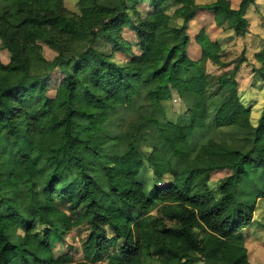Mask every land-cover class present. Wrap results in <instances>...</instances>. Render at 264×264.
Segmentation results:
<instances>
[{
  "label": "trees",
  "instance_id": "1",
  "mask_svg": "<svg viewBox=\"0 0 264 264\" xmlns=\"http://www.w3.org/2000/svg\"><path fill=\"white\" fill-rule=\"evenodd\" d=\"M0 1V39L11 52L9 63L0 59V264H253L242 230L253 221L256 203L242 202L237 189L255 168L264 169V110L254 127L236 79L244 59L218 76L202 71L203 59L225 64L221 43L204 30L197 35L201 59L188 56L190 38L178 20L196 13L197 0H150L153 9L145 17L137 7L141 0H79L78 12L66 0ZM169 1L179 5L173 14L164 9ZM253 3L240 0L234 7L216 0L207 7L218 25L245 35ZM125 28L133 30L142 53L119 64L94 43L106 35L129 50ZM161 28L169 41L158 37ZM40 41L57 51L54 58L43 55ZM256 57L264 80V47ZM57 71L62 78L51 97L48 80ZM215 82L228 90L214 115L216 125L253 129L254 150L210 138L192 151L190 139L207 125L206 90ZM137 83L148 88L155 107L174 91L198 100L184 123L136 118L125 134L126 151L104 159L100 151L111 138L105 123L112 109L135 100ZM152 123L183 164L178 169L153 150L147 160L156 181L172 176L169 184L155 185L154 197L138 178L146 159L137 145L143 127ZM224 169L232 173L211 187L212 174ZM258 196L264 197V188ZM57 198L75 215L61 209ZM156 198L163 203L153 213ZM38 223L43 232L36 230ZM85 223L90 234L84 260L57 255L51 233L64 235ZM21 225L22 236L16 234Z\"/></svg>",
  "mask_w": 264,
  "mask_h": 264
},
{
  "label": "rangeland",
  "instance_id": "2",
  "mask_svg": "<svg viewBox=\"0 0 264 264\" xmlns=\"http://www.w3.org/2000/svg\"><path fill=\"white\" fill-rule=\"evenodd\" d=\"M132 1V0H129ZM216 0H197L199 8L196 13L186 22L179 19L180 24L184 23L186 33L190 40L187 45V54L193 60H200L202 57V47L197 42V35L204 30L205 34L213 41L221 43L220 51L221 59L224 65H218L211 59L201 60L202 71L218 76L224 71L231 70L236 65L237 60L244 59L240 65V69L236 74L238 82V91L241 100L245 106L251 110V120L253 126L256 127L259 117L264 110V80L258 69L261 63L257 60L256 54L264 47V0H255L247 11L246 17L249 22V31L245 35H238L233 30L227 29L226 25L220 26L216 22L215 12L207 7V4ZM234 7H238L240 0H230ZM79 0H66V6L75 12L79 11ZM141 16L145 17L152 11L153 5L150 0H141L137 5ZM179 7L178 4L169 1L165 4V11L173 14ZM3 3L0 1V12ZM125 42L129 43L130 49L116 47L115 40L112 37L103 35L97 38L94 47L101 52L107 53L119 64H126L133 55L142 53V48L138 38L130 28L123 31ZM158 37L162 40H170L169 34L164 29L158 30ZM124 42V43H125ZM42 46L43 55L52 59L57 51L50 47L44 41L39 42ZM173 42H170L172 45ZM0 59L4 63L11 61V52L0 39ZM33 72L40 74V70L34 69ZM180 75L188 76L190 73L185 70L179 71ZM62 78V73L55 72L49 82L48 95L54 96L57 85ZM135 100L128 105H120L110 112V118L105 123V130L111 137L109 142L105 144L100 153L104 159L110 160L114 156L122 154L127 149L125 134L128 125L138 117L145 116L154 117L161 123L172 121L176 123H184L188 121V109L198 100L192 95L180 96L174 91L173 97L169 100L162 101L158 107H155L151 98L147 94V89L142 83H137ZM207 101L210 110V116L207 125L204 128L195 131L190 139V146L193 152L210 138L228 143L237 148L244 150H254L253 129H243L237 126L219 127L216 125L214 115L222 102L228 96L227 88H224L215 82L206 90ZM139 150L146 159V165L139 175V180L145 185L146 193L150 197H154L155 185H167L172 181V176L167 173L161 180L156 181L154 178V170L151 163L147 160L154 149H158L169 161L178 169H182V163L174 159L166 145L159 137L158 129L155 124H148L143 127L137 138ZM253 155L256 152L253 151ZM232 173L231 169L215 171L210 179V186L218 187L224 179ZM264 188V169L255 168L252 176L244 178L238 185L237 194L239 199L248 204L256 203V208L251 224L242 230L245 237V245L249 252V258L253 264H264V197L258 196V191ZM58 206L65 209L69 214L75 215V211L71 210L69 203L57 198ZM155 209L153 213H157L159 206L163 200L156 198ZM44 225L38 223L37 231L43 232ZM17 235H24L25 226L21 225L16 230ZM90 234V226L82 224L75 226L61 235L55 231L51 233V239L57 255L69 253L73 262H80L84 259L83 243ZM87 264H103V262H92ZM200 264V263H198Z\"/></svg>",
  "mask_w": 264,
  "mask_h": 264
}]
</instances>
